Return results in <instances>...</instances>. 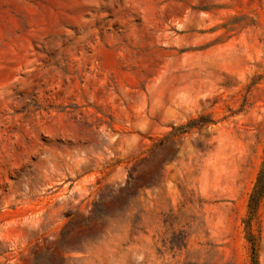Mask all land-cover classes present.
I'll use <instances>...</instances> for the list:
<instances>
[{"label": "rangeland", "instance_id": "obj_1", "mask_svg": "<svg viewBox=\"0 0 264 264\" xmlns=\"http://www.w3.org/2000/svg\"><path fill=\"white\" fill-rule=\"evenodd\" d=\"M0 264H264V0H0Z\"/></svg>", "mask_w": 264, "mask_h": 264}, {"label": "trees", "instance_id": "obj_2", "mask_svg": "<svg viewBox=\"0 0 264 264\" xmlns=\"http://www.w3.org/2000/svg\"><path fill=\"white\" fill-rule=\"evenodd\" d=\"M255 195V194H254ZM254 196H252V198H253Z\"/></svg>", "mask_w": 264, "mask_h": 264}]
</instances>
